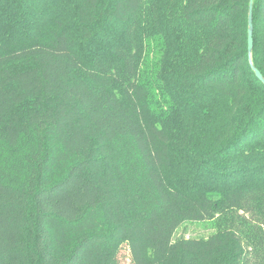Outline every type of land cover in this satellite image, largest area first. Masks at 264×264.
<instances>
[{
    "label": "trees",
    "instance_id": "obj_1",
    "mask_svg": "<svg viewBox=\"0 0 264 264\" xmlns=\"http://www.w3.org/2000/svg\"><path fill=\"white\" fill-rule=\"evenodd\" d=\"M249 2L0 0V264H160L188 220L197 264H264Z\"/></svg>",
    "mask_w": 264,
    "mask_h": 264
},
{
    "label": "rangeland",
    "instance_id": "obj_2",
    "mask_svg": "<svg viewBox=\"0 0 264 264\" xmlns=\"http://www.w3.org/2000/svg\"><path fill=\"white\" fill-rule=\"evenodd\" d=\"M211 221H184L175 230L173 243L166 260L160 264H175L178 258L179 248H182V255L185 263L197 264L209 258L213 254V247L219 242L214 233ZM125 249H122L119 256V264H129Z\"/></svg>",
    "mask_w": 264,
    "mask_h": 264
},
{
    "label": "water",
    "instance_id": "obj_3",
    "mask_svg": "<svg viewBox=\"0 0 264 264\" xmlns=\"http://www.w3.org/2000/svg\"><path fill=\"white\" fill-rule=\"evenodd\" d=\"M250 31H251V40H249V32ZM252 45H253V40H252V0H250L249 8H248V15H247V51H248V55H249V52H251V50H252ZM249 62H250V65L254 71L255 76L259 80L264 82V79H263L261 73L259 72V70L252 65L251 59H249Z\"/></svg>",
    "mask_w": 264,
    "mask_h": 264
},
{
    "label": "snow or ice",
    "instance_id": "obj_4",
    "mask_svg": "<svg viewBox=\"0 0 264 264\" xmlns=\"http://www.w3.org/2000/svg\"><path fill=\"white\" fill-rule=\"evenodd\" d=\"M249 40H251V31L249 32ZM259 47L260 55L264 57V26L261 27ZM249 59H251V52H249Z\"/></svg>",
    "mask_w": 264,
    "mask_h": 264
}]
</instances>
